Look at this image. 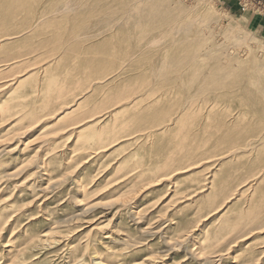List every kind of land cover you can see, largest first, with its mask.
I'll use <instances>...</instances> for the list:
<instances>
[{"label":"rangeland","instance_id":"1","mask_svg":"<svg viewBox=\"0 0 264 264\" xmlns=\"http://www.w3.org/2000/svg\"><path fill=\"white\" fill-rule=\"evenodd\" d=\"M211 1L0 0V264H264V42Z\"/></svg>","mask_w":264,"mask_h":264},{"label":"crops","instance_id":"2","mask_svg":"<svg viewBox=\"0 0 264 264\" xmlns=\"http://www.w3.org/2000/svg\"><path fill=\"white\" fill-rule=\"evenodd\" d=\"M252 1L256 5H261L259 11L243 12L239 6V0H215L218 6L246 29V32L256 40L264 42V0Z\"/></svg>","mask_w":264,"mask_h":264},{"label":"bare ground","instance_id":"3","mask_svg":"<svg viewBox=\"0 0 264 264\" xmlns=\"http://www.w3.org/2000/svg\"><path fill=\"white\" fill-rule=\"evenodd\" d=\"M212 1L211 0H203V4L204 5H206L207 7L209 6V4L211 3ZM140 4V3H139ZM129 10H130V13H132V12H134V15L133 16H135V14H137L138 13V7H136V5H131V7L129 8ZM129 15V14H128ZM98 35V34H97ZM175 35H176V31H175ZM73 39V38H72ZM71 39V40H72ZM230 39H232V38H230ZM159 41V40H158ZM157 42V41H156ZM155 42V43H156ZM70 43H71V41H70ZM152 43V42H151ZM71 45H72V43H71ZM68 47V46H67ZM200 58V57H199ZM48 64V63H47ZM193 65V64H192ZM183 75V74H182ZM29 77V76H28ZM183 77V76H182ZM181 77V78H182ZM22 83V82H21ZM101 84V83H100ZM93 86V85H92ZM62 91V90H61ZM93 91V90H92ZM79 100V99H78ZM135 101H132L130 104H125L124 105V107L123 108H126L127 106H130V105H132L133 103H134ZM73 104H74V102H73ZM71 107H73V106H70L69 108H67V109H72ZM61 110V109H60ZM71 112V111H70ZM65 113V112H64ZM120 113V112H119ZM123 113V112H122ZM118 114V112L117 113H115V115H117ZM52 116V115H51ZM94 116V115H93ZM60 117L61 116H58V117H56V119H55V121H57V120H59L60 119ZM93 119V118H92ZM101 123V122H100ZM77 125H78V123H76ZM89 124V123H88ZM107 126V125H106ZM100 127V126H99ZM51 128V127H50ZM90 129L91 128H83V129H81V131L79 132V138H81V139H86L87 141H88V144H89V147H92V146H94V142L96 141V140H98L96 137H95V135L94 136H92V135H89L88 133H89V131H90ZM123 129V128H122ZM117 132V131H116ZM121 132H123V131H121ZM115 133V132H114ZM118 133V132H117ZM95 134V133H94ZM124 134V133H123ZM100 135V134H99ZM102 135V134H101ZM150 135V134H149ZM149 138V137H148ZM100 140H105L104 139V137L102 138V139H100ZM110 140L111 139H106V141L108 142H110ZM127 140V139H126ZM105 141V142H106ZM110 146H111V143H110ZM103 148V147H102ZM181 170V169H180ZM213 206V205H212ZM12 207V206H11ZM226 212V211H225ZM11 218V217H10ZM8 223V222H7ZM3 229V228H2ZM206 238V237H205ZM207 241V240H206ZM214 247V246H213ZM99 264V263H98ZM100 264H102V263H100ZM142 264V263H141Z\"/></svg>","mask_w":264,"mask_h":264},{"label":"built area","instance_id":"4","mask_svg":"<svg viewBox=\"0 0 264 264\" xmlns=\"http://www.w3.org/2000/svg\"><path fill=\"white\" fill-rule=\"evenodd\" d=\"M242 1V0H241ZM244 1V4L242 3V5H243V11H246L247 9H249L250 7H253V8H256V7H258V6H260V5H256L253 1L251 2L250 0H243ZM251 3H250V2Z\"/></svg>","mask_w":264,"mask_h":264}]
</instances>
